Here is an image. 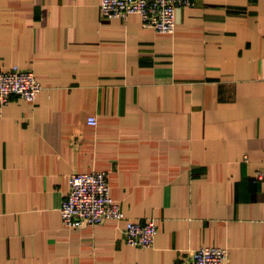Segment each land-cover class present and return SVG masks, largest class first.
Segmentation results:
<instances>
[{
    "label": "crops",
    "instance_id": "0c3cea01",
    "mask_svg": "<svg viewBox=\"0 0 264 264\" xmlns=\"http://www.w3.org/2000/svg\"><path fill=\"white\" fill-rule=\"evenodd\" d=\"M100 4L0 0V69L43 85L0 116V264H185L204 245L264 264V0H195L173 33ZM94 169L158 223L152 246L126 220L63 224L71 174Z\"/></svg>",
    "mask_w": 264,
    "mask_h": 264
},
{
    "label": "built area",
    "instance_id": "2783aa9c",
    "mask_svg": "<svg viewBox=\"0 0 264 264\" xmlns=\"http://www.w3.org/2000/svg\"><path fill=\"white\" fill-rule=\"evenodd\" d=\"M195 0H101V14L107 18H126L132 13L141 15L145 26L161 32L173 33L177 27L179 7L191 6ZM43 89L32 70L14 65L0 69V116L13 95L34 101ZM88 121L97 124V118ZM262 177V173L259 174ZM63 224L78 228L84 224L96 225L106 219L126 220L124 236L135 246L150 247L159 231L154 220L147 222L127 219L121 204L113 197L108 172L94 169L75 172L70 176V188L61 205ZM185 264H229L228 250L218 245H204L193 249Z\"/></svg>",
    "mask_w": 264,
    "mask_h": 264
}]
</instances>
